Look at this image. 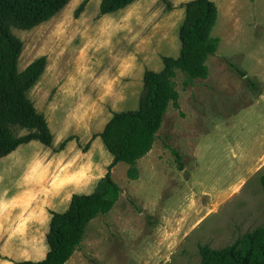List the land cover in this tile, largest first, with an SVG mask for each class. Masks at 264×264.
Segmentation results:
<instances>
[{
	"label": "rangeland",
	"instance_id": "obj_1",
	"mask_svg": "<svg viewBox=\"0 0 264 264\" xmlns=\"http://www.w3.org/2000/svg\"><path fill=\"white\" fill-rule=\"evenodd\" d=\"M82 1L69 0L28 31L12 29L22 45L18 71L45 58L27 98L44 117L52 143L30 141L0 159V264L44 258L50 213L63 212L72 195L91 193L111 163L98 133L113 113L137 108L143 72L159 71L161 56L179 52L182 4L188 0H136L106 15L98 13L100 0H88L75 16ZM230 2H214L217 30L246 21ZM234 58L226 59L222 49L209 56L206 79L187 86L185 76L175 72L181 110L170 106L156 133L154 175L144 162L134 181L127 180L124 163L111 167L119 197L108 213L89 223L65 264H199V245L219 249L264 224L259 185L264 157L256 158L262 135L254 140L245 122L240 143L251 162L242 178L232 163L225 177L217 163L205 173L210 155H204L202 168L190 155L215 129L234 124L253 101L257 87L235 71L242 62ZM225 187L227 193L219 195Z\"/></svg>",
	"mask_w": 264,
	"mask_h": 264
},
{
	"label": "trees",
	"instance_id": "obj_2",
	"mask_svg": "<svg viewBox=\"0 0 264 264\" xmlns=\"http://www.w3.org/2000/svg\"><path fill=\"white\" fill-rule=\"evenodd\" d=\"M87 1L83 0L78 5L75 16ZM134 1L100 0L98 13H114ZM68 2L0 0V159L30 141L51 146L52 134L47 123L27 98L28 91L43 72L45 58L39 57L18 71L17 60L22 45L12 29L28 31L55 16ZM182 7L184 17L178 29V55L161 56L162 68L159 71L145 70L137 108L113 113L98 133L111 156L107 172L91 193L72 195L63 212L50 213L45 237L48 250L43 259L14 264H65L83 240L89 223L108 213L119 197L121 189L111 178V167L124 163L127 180H136V162L151 150L168 104L179 109L178 93L172 81L175 72L185 76L184 86L190 85L194 79H206V59L216 52L218 46V39L210 35L217 19V9L211 0H188ZM235 70L244 76V72ZM246 80L254 87L253 82ZM259 185L264 195V175L259 177ZM197 249L199 264H264V224L222 248L199 245Z\"/></svg>",
	"mask_w": 264,
	"mask_h": 264
},
{
	"label": "crops",
	"instance_id": "obj_3",
	"mask_svg": "<svg viewBox=\"0 0 264 264\" xmlns=\"http://www.w3.org/2000/svg\"><path fill=\"white\" fill-rule=\"evenodd\" d=\"M211 1L215 2V0ZM226 1H228V4L229 1H231L230 3H232L231 5L234 7V12H236V14L239 13L238 17L246 21H242L239 27L234 26L232 23L230 26L217 30V11V19L210 35L218 39V46L216 52L212 56L217 55L222 49L224 50L226 59L236 60L234 57H241V68H234L244 72L242 78L245 80L248 78L254 83V87H257V89H254L255 95H253V93L251 94L254 96L252 98L253 101L238 113L237 120L234 124H225L224 128L215 129L214 131H216V134L214 136H209V138L206 140L204 139L197 147L192 148V153L190 155L196 163L201 165V168L205 161L204 155H210V162L208 164L205 162L206 169L204 170L207 171L199 169L200 171L212 173L213 163H217L220 174H225L223 175L225 177L226 172L231 169L232 163V165L236 164L237 169H239L236 174L237 178H242L241 173L246 171V168H248L251 162L248 160V152L241 147L240 143V133L242 129H244V126H246L245 122H247L250 132L252 130L251 137L254 140L260 135L264 137V0ZM251 20H256V25L250 26L251 23L249 22H251ZM178 105L181 110L179 95ZM170 106L171 104H168L162 117V122L164 117L170 115ZM252 116H254L253 120H251ZM234 126L236 127V133H234L233 130ZM206 143H211V145L209 147H202V145ZM153 156L154 154H152L150 150L146 155L137 160L136 168L138 170V178L136 180L141 178L139 165L143 164V162L146 164V167H148L149 176L151 177L154 175L153 170L151 171L150 168V166H152L150 165L151 160H153V165L155 164ZM257 157L258 159H263L264 145L261 147L259 155H257L256 158ZM253 162H255V160H253ZM209 164H211L210 171L207 169ZM227 191L228 187H225L219 192V195H225ZM1 217L2 209L0 208V219Z\"/></svg>",
	"mask_w": 264,
	"mask_h": 264
}]
</instances>
